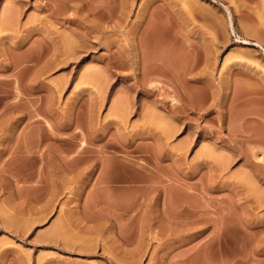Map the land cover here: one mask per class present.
Wrapping results in <instances>:
<instances>
[{"label":"rangeland","instance_id":"1","mask_svg":"<svg viewBox=\"0 0 264 264\" xmlns=\"http://www.w3.org/2000/svg\"><path fill=\"white\" fill-rule=\"evenodd\" d=\"M238 36L264 0H0V264H264Z\"/></svg>","mask_w":264,"mask_h":264},{"label":"bare ground","instance_id":"2","mask_svg":"<svg viewBox=\"0 0 264 264\" xmlns=\"http://www.w3.org/2000/svg\"><path fill=\"white\" fill-rule=\"evenodd\" d=\"M226 9H227V8H226ZM230 18H231V29H232L233 33H236V29H235V26H234V22H233L232 14H230ZM229 25H230V24H229ZM236 38H238V42L241 41V42L244 43V44H253L254 46H257V47L261 48V49L264 51V47H263V45H262L261 43H259V42L253 43V42H251L250 40L245 39V38H242V37H240V36H238V37H236Z\"/></svg>","mask_w":264,"mask_h":264}]
</instances>
